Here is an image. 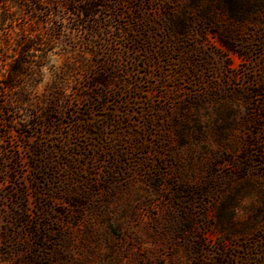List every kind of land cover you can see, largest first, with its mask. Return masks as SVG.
Listing matches in <instances>:
<instances>
[{"label":"rangeland","instance_id":"374dc122","mask_svg":"<svg viewBox=\"0 0 264 264\" xmlns=\"http://www.w3.org/2000/svg\"><path fill=\"white\" fill-rule=\"evenodd\" d=\"M70 1L0 23V264H264V0Z\"/></svg>","mask_w":264,"mask_h":264},{"label":"trees","instance_id":"16d2710c","mask_svg":"<svg viewBox=\"0 0 264 264\" xmlns=\"http://www.w3.org/2000/svg\"><path fill=\"white\" fill-rule=\"evenodd\" d=\"M52 1L53 0H0V23L5 22L6 20H10L12 23L18 22L21 17L25 16L28 9L32 10L33 15L39 22L42 21V19H39L40 16L45 20L48 17L49 10L52 9ZM90 1L91 0H71L69 3H78V13L83 18L88 19L94 17L98 7L96 3H91ZM15 5L18 6L17 9L12 10ZM19 31L22 33L28 32V30L21 28ZM31 32H33V30H31ZM34 36L37 37L36 35H33V37ZM24 65L22 59L16 61L15 64L11 66V69L8 70V75L4 76L3 79L0 78V84L4 85L7 90L12 88L14 81L23 76Z\"/></svg>","mask_w":264,"mask_h":264}]
</instances>
